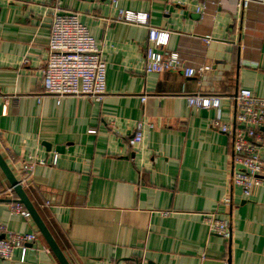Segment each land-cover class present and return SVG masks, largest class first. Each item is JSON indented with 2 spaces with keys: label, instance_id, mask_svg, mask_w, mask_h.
Masks as SVG:
<instances>
[{
  "label": "crops",
  "instance_id": "0c3cea01",
  "mask_svg": "<svg viewBox=\"0 0 264 264\" xmlns=\"http://www.w3.org/2000/svg\"><path fill=\"white\" fill-rule=\"evenodd\" d=\"M240 1L0 0V153L8 164L59 155L26 192L71 264H264V187L243 199L231 181L233 139L212 126L229 123L234 103L197 111L185 99L244 89L264 98V0L242 10ZM58 3L80 15L104 52L102 103L37 98ZM128 11L168 32L166 56L209 70L148 74V28L118 20ZM139 122L144 139L132 149ZM10 187L0 170V225L36 233L39 243L27 246L24 261L18 251L0 264H59L32 218L11 213L19 198L3 193ZM207 213L231 220L229 241L209 231Z\"/></svg>",
  "mask_w": 264,
  "mask_h": 264
},
{
  "label": "built area",
  "instance_id": "2783aa9c",
  "mask_svg": "<svg viewBox=\"0 0 264 264\" xmlns=\"http://www.w3.org/2000/svg\"><path fill=\"white\" fill-rule=\"evenodd\" d=\"M118 5V0H113ZM251 0H241L238 8H247ZM202 13V8H196ZM118 20L145 26L148 28V43L145 50V70L148 74H163L183 69L185 76L191 78L196 72L201 74L209 68L202 67L197 71L184 66L178 54L166 56L164 46L168 32L150 27L148 14L137 12H120ZM48 56L42 75L43 91L37 95L40 100L54 98L60 104L66 98H85L95 103H102L107 96L106 74L107 64L104 52L94 36L82 23L80 15L66 12L58 3L55 5L50 25ZM212 37H204V42L210 44ZM30 63L28 58L23 64ZM187 105L193 110L218 109L222 100L234 103V112L229 123L213 121L212 126L233 139L235 170L231 181L233 187L241 191L244 200L252 198L256 187H264V98L255 96L250 90H240L235 96L224 98L217 95H188ZM142 102L147 97H142ZM145 123L139 122L134 134L129 140L131 148L142 144ZM149 128L153 126L148 125ZM59 155L52 158L41 157L38 154H24L10 158V168L18 183L25 190L31 185L32 178L39 167L55 165ZM13 202L14 189L3 192ZM229 205L230 199L224 200ZM11 213L30 218L25 207L17 201L10 206ZM203 221L209 231L221 238L232 236L231 220L219 218L215 213L203 215ZM39 243L36 233L16 234L0 225V261H10L16 252L22 251L24 261L28 245ZM117 264H138L136 262H119Z\"/></svg>",
  "mask_w": 264,
  "mask_h": 264
},
{
  "label": "water",
  "instance_id": "95a60500",
  "mask_svg": "<svg viewBox=\"0 0 264 264\" xmlns=\"http://www.w3.org/2000/svg\"><path fill=\"white\" fill-rule=\"evenodd\" d=\"M0 170L3 173V175L6 177L10 186L14 189L15 194L18 196L19 200L17 202L22 204L25 207V209L28 211L34 224L36 225L38 231L40 232V235L44 239L50 251L53 253L55 258L57 259L58 263L59 264H71L68 258L66 257V255L64 254V252L62 251V249L60 248L56 239L50 232L49 228L43 221L38 210L33 205L26 190L22 186H20V184L18 183L8 162L4 159L1 153H0Z\"/></svg>",
  "mask_w": 264,
  "mask_h": 264
},
{
  "label": "rangeland",
  "instance_id": "374dc122",
  "mask_svg": "<svg viewBox=\"0 0 264 264\" xmlns=\"http://www.w3.org/2000/svg\"><path fill=\"white\" fill-rule=\"evenodd\" d=\"M107 66V65H106ZM213 234V233H212ZM232 237V236H231ZM224 240H226V241H229L231 238H229V239H226V238H223Z\"/></svg>",
  "mask_w": 264,
  "mask_h": 264
}]
</instances>
